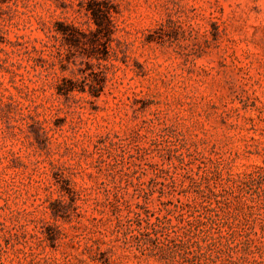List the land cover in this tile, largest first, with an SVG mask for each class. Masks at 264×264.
I'll return each mask as SVG.
<instances>
[{
    "label": "rangeland",
    "instance_id": "rangeland-1",
    "mask_svg": "<svg viewBox=\"0 0 264 264\" xmlns=\"http://www.w3.org/2000/svg\"><path fill=\"white\" fill-rule=\"evenodd\" d=\"M0 264H264V0H0Z\"/></svg>",
    "mask_w": 264,
    "mask_h": 264
},
{
    "label": "trees",
    "instance_id": "trees-1",
    "mask_svg": "<svg viewBox=\"0 0 264 264\" xmlns=\"http://www.w3.org/2000/svg\"><path fill=\"white\" fill-rule=\"evenodd\" d=\"M112 7L109 4H100V3H96V1H92L88 4L87 6V10L88 12L91 13L92 18L94 19L95 23H96V28L94 31V34L96 35H110V33L112 32ZM74 29H77L74 27ZM108 53V49L106 51ZM72 88H60V93H66L67 91L71 90ZM93 91V93L95 95L100 94L101 92V87H97V86H92L91 88Z\"/></svg>",
    "mask_w": 264,
    "mask_h": 264
}]
</instances>
